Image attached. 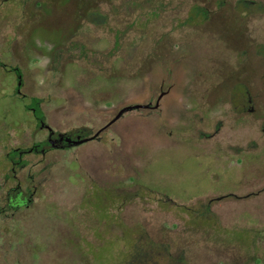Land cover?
I'll return each instance as SVG.
<instances>
[{
	"label": "rangeland",
	"instance_id": "374dc122",
	"mask_svg": "<svg viewBox=\"0 0 264 264\" xmlns=\"http://www.w3.org/2000/svg\"><path fill=\"white\" fill-rule=\"evenodd\" d=\"M239 1L93 0L91 18L78 0L0 1L7 29L22 18V43H12L22 99L0 84V120L10 105L16 143L41 139L37 104L59 131L96 132L125 106L159 101L75 156L27 157L23 184L41 190L6 219L10 264H167L155 246L189 264H264V0H245L244 14ZM199 5L210 19L184 24ZM12 34L0 44L6 59ZM95 216L108 222L97 237ZM74 220L90 240H73Z\"/></svg>",
	"mask_w": 264,
	"mask_h": 264
},
{
	"label": "flooded vegetation",
	"instance_id": "af4514ba",
	"mask_svg": "<svg viewBox=\"0 0 264 264\" xmlns=\"http://www.w3.org/2000/svg\"><path fill=\"white\" fill-rule=\"evenodd\" d=\"M1 1V0H0ZM25 3V2H24ZM25 6V5H24ZM260 9V8H259ZM262 10V9H260ZM236 12L240 13L239 11H243L244 13H247L248 11L240 8H235ZM264 11V10H262ZM3 15L0 13V24H3ZM6 22L3 24L5 25L3 28L6 29V32L3 34L2 39L0 40L1 43L6 42L7 34L13 31V39L10 41V45L7 47V50L9 52L10 57L9 58H3L2 55H0V67L3 69L2 74V82L0 83L3 87V90L5 91V88L7 86H13V90L16 92V94L19 96L20 99H22V66L20 64H17L15 57L12 52V43H22V18L19 22V26H15L14 29L8 24L9 29L6 27ZM3 30V29H2ZM61 37H57V43L61 42ZM63 37H65V32L63 34ZM62 37V38H63ZM37 41H39L37 39ZM41 43H45V39H41ZM6 48V47H4ZM259 52V51H257ZM59 57V56H58ZM9 72H12L13 80L10 79L7 75ZM230 90V89H226ZM164 93V91L162 92ZM161 93V94H162ZM245 94L249 97L248 100L251 102L253 100L251 89H248L247 86H245ZM5 98H9V93H4ZM36 103L41 101V98L38 97H32ZM134 105H128V106H135ZM143 105V104H141ZM125 106V107H128ZM123 107V108H125ZM158 106L150 104L143 105L139 108H157ZM121 108L119 112L123 109ZM138 109V108H132L128 111ZM251 113L255 112L254 107L248 108ZM3 111V118L0 120V240H3V243H0V261L3 262V264H10L11 261V255H5L3 250L6 248L9 242L10 235L12 232L8 229V222L6 219H12L15 218L14 216H11L10 213L13 211H20L22 209V206H27L29 202L33 200L34 194L38 193L41 190V187L39 184H35L33 187L30 186V184H23L22 181V170L26 168L28 165L27 157L30 155H35L40 158H44L48 153L52 151L61 152L62 155H65L66 158H69L70 154L75 156V153L73 152L74 149H77L86 143L90 141H102V135L103 133L111 127L112 124L117 122L126 112H124L119 118L116 120L115 117L118 115V113L115 115L113 119H111L107 124H105L103 127L99 128L96 132H92V129L90 127L81 126L77 128H73L70 130H64L59 131L55 129L50 123H49V116L47 114L46 107L44 108L43 105L39 106V104L35 105V107H31V111L33 112L34 116V122L35 127L34 131L36 129L42 130V137L39 140H35L32 144L28 146H22L18 143H16L17 137H15L14 134H12L11 129V119H10V112L11 108L10 105L8 107H3L1 110ZM19 119H18V125L14 126L18 128V134L20 137H22V107L20 106L19 111ZM32 135H37L36 132H33ZM13 143V144H12ZM68 151V152H64ZM78 159V157H76ZM79 161V160H78ZM92 184H96L100 187H103L99 185L96 182L91 181ZM116 189H118V186H115ZM101 209V208H100ZM211 206L209 203L206 205V209L204 210V214L210 215ZM117 221L114 222L115 228L122 229V219L117 214ZM97 219V224L93 228V234L97 237L98 235L102 234L100 231V227H104V230L106 229V222L107 220H101L98 221L97 216H95ZM105 218V217H104ZM2 219V220H1ZM106 219V218H105ZM75 225L78 223L75 221ZM77 226V225H76ZM77 233H74L73 240L79 241L82 239H89V237H86L84 233H81L79 231V227L77 226ZM95 237V238H96ZM157 251V261H160V259L163 257V261L167 264H178V258H175L173 256V253H171V250L168 247L164 248L165 253L163 250H156ZM183 257V256H182ZM186 262V261H185ZM186 264H189L186 262Z\"/></svg>",
	"mask_w": 264,
	"mask_h": 264
},
{
	"label": "trees",
	"instance_id": "16d2710c",
	"mask_svg": "<svg viewBox=\"0 0 264 264\" xmlns=\"http://www.w3.org/2000/svg\"><path fill=\"white\" fill-rule=\"evenodd\" d=\"M78 1H80V7L79 8L84 9V11H85L84 16H86V13L90 11L89 14L87 15V17L91 18V16H92L91 12L100 10L98 8H94L93 0H78ZM219 5H220V7L222 6V4H219ZM240 7L247 10L248 12H250L251 6H250L249 2H247L245 0H240L237 8H240ZM258 8L264 10V5H260ZM210 16H211V11L209 9H207L206 7H202L200 5L195 6L194 8H192L191 13L188 15L187 19L184 21V24L194 25V24L206 22L210 19ZM155 249L158 250L156 246H155ZM155 257L157 258V256H155ZM181 262L186 264V262L182 256L178 257V264H182Z\"/></svg>",
	"mask_w": 264,
	"mask_h": 264
},
{
	"label": "water",
	"instance_id": "95a60500",
	"mask_svg": "<svg viewBox=\"0 0 264 264\" xmlns=\"http://www.w3.org/2000/svg\"><path fill=\"white\" fill-rule=\"evenodd\" d=\"M164 93H162L161 95H160V97L163 95ZM158 104H159V101L156 103V106H158ZM143 105H141V104H138V105H135V106H128V107H125V108H123L119 113H118V115L115 117V119L114 120H116L117 118H119L124 112H126L127 110H130V109H132V108H139V107H142Z\"/></svg>",
	"mask_w": 264,
	"mask_h": 264
}]
</instances>
